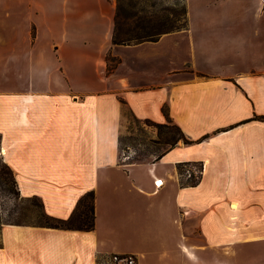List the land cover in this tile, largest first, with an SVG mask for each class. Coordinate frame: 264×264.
I'll use <instances>...</instances> for the list:
<instances>
[{
  "label": "crops",
  "instance_id": "0c3cea01",
  "mask_svg": "<svg viewBox=\"0 0 264 264\" xmlns=\"http://www.w3.org/2000/svg\"><path fill=\"white\" fill-rule=\"evenodd\" d=\"M116 1L0 0V156L50 215L95 192L90 231L4 224L0 264H264V0H204L225 5L136 44L112 42ZM164 106L192 142L120 160L125 110Z\"/></svg>",
  "mask_w": 264,
  "mask_h": 264
},
{
  "label": "trees",
  "instance_id": "16d2710c",
  "mask_svg": "<svg viewBox=\"0 0 264 264\" xmlns=\"http://www.w3.org/2000/svg\"><path fill=\"white\" fill-rule=\"evenodd\" d=\"M188 25V8L186 0H117L115 15H114V28L112 32V42L114 44H136L142 41H155L162 34L176 31L187 27ZM108 69H111L113 57L107 55ZM166 116V121L163 123L153 121L151 119H138L130 110H125V115L129 122L138 124L144 132L145 128L151 127L155 131L156 137L151 139L155 144L163 145V149L158 152L153 160H158L170 148L175 146L180 140L184 143H191L169 116L166 106L163 108ZM264 120V116H260ZM128 142L132 143V135ZM124 142L123 135L119 137L120 145V160H122V144ZM143 152L134 157L131 162H141L144 160ZM185 164V163H184ZM188 164V163H187ZM183 163L178 164L181 170ZM198 175L191 174V177L186 180H181L182 185H196L201 178V166H197ZM0 187L5 192L13 194L15 197L21 196L18 188L17 180L14 176L11 167L0 156ZM31 199L28 207L20 211L18 219L13 221L2 222L0 217V233L3 224H27L49 228L59 229H73L90 231L95 227V192L88 190L81 195L78 199L76 206L72 213L66 217H56L47 213L41 199L36 196H27ZM31 215V216H29ZM1 216V212H0ZM1 236V235H0ZM1 246V237H0ZM110 255H117L123 257L126 253H111L104 255L96 261V264H103L104 261L110 259Z\"/></svg>",
  "mask_w": 264,
  "mask_h": 264
},
{
  "label": "rangeland",
  "instance_id": "374dc122",
  "mask_svg": "<svg viewBox=\"0 0 264 264\" xmlns=\"http://www.w3.org/2000/svg\"><path fill=\"white\" fill-rule=\"evenodd\" d=\"M187 4L188 13L196 15L201 13L202 10L205 9H222L225 5V3H219L217 7L211 6L210 8H207L204 0H187ZM139 127L140 126L138 124H136L135 122H129L127 119L126 130L122 134L124 137V142L122 144V160L132 161L133 158L138 156L140 152H143V161H151L153 160L154 156L163 149V145L151 142V139H154L156 137L154 129H152L151 127H147L145 128L146 130L142 132L141 128ZM130 135H132L133 138H136L132 143L128 142L129 138L131 137ZM189 172L187 171L186 175L182 176V180H186L187 178L191 177L192 173L195 176L198 175L199 170L198 168L194 167L193 169L192 167ZM22 196L23 197H15L13 194L5 192L0 187V217L2 222L18 219L17 217L20 216V211L24 210V207L29 206V204L31 203V199H27V196ZM101 257L98 258L97 261L99 259L101 260ZM244 259L246 260V258Z\"/></svg>",
  "mask_w": 264,
  "mask_h": 264
},
{
  "label": "built area",
  "instance_id": "2783aa9c",
  "mask_svg": "<svg viewBox=\"0 0 264 264\" xmlns=\"http://www.w3.org/2000/svg\"><path fill=\"white\" fill-rule=\"evenodd\" d=\"M159 182H161V179H156L155 185H160ZM110 256V259L104 261L103 264H137L136 256L131 253H126V255H124L123 257H118L117 255Z\"/></svg>",
  "mask_w": 264,
  "mask_h": 264
},
{
  "label": "bare ground",
  "instance_id": "6f19581e",
  "mask_svg": "<svg viewBox=\"0 0 264 264\" xmlns=\"http://www.w3.org/2000/svg\"><path fill=\"white\" fill-rule=\"evenodd\" d=\"M162 182H159V184H161ZM235 205V204H234Z\"/></svg>",
  "mask_w": 264,
  "mask_h": 264
}]
</instances>
